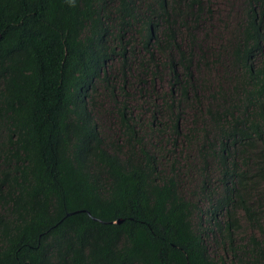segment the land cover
Listing matches in <instances>:
<instances>
[{"label": "trees", "instance_id": "16d2710c", "mask_svg": "<svg viewBox=\"0 0 264 264\" xmlns=\"http://www.w3.org/2000/svg\"><path fill=\"white\" fill-rule=\"evenodd\" d=\"M239 1L206 51L210 0H0V264H264V0Z\"/></svg>", "mask_w": 264, "mask_h": 264}, {"label": "rangeland", "instance_id": "374dc122", "mask_svg": "<svg viewBox=\"0 0 264 264\" xmlns=\"http://www.w3.org/2000/svg\"><path fill=\"white\" fill-rule=\"evenodd\" d=\"M210 3H211L210 9L212 11V14L210 16V19L212 21L211 32H209L203 24L200 25V29H195L194 31L191 32L193 37H196L195 39L198 40L197 42L199 44V47H201L202 49L205 48L206 51L213 50L214 47L217 46L219 42L222 40L221 37H224L227 31L230 30V28L234 25L235 18H237V16H235L236 8H238L240 5L239 0H210ZM226 29L228 30L224 33L223 31H225ZM214 33H219L220 36ZM182 42L184 43L185 40ZM108 71L111 72V69L109 67H108ZM217 76L218 74L216 73V70L214 68H211L209 71H207L206 69L202 70L200 74V77L204 78L205 83L210 85L216 82ZM127 81H130V87L135 82L133 78H128V77H127ZM114 84L115 86H117L118 82L114 81ZM164 85L166 84L164 83ZM96 93H97L96 95L98 96L97 104H99L98 105L99 107H97L98 110L95 112L94 117L98 124L99 131L102 133L103 137L106 138V141L110 142L111 137L115 139L116 136H118V134H116L117 125L115 124V120L113 118V114L111 110L112 106L107 100L105 91L102 90L101 87L97 90ZM184 123L185 122L183 120L182 124ZM181 185L184 187L183 188L184 193L188 195L187 184L181 182ZM263 224H264V219H263ZM249 232L250 231L247 229V225L244 222H242V228L236 234L237 236L235 238L236 239L243 238ZM206 245L211 251H214L215 248V250H217L218 253L221 252L224 253L220 249H217L216 245L210 241H207ZM233 259H234V264H243V263H239L235 257Z\"/></svg>", "mask_w": 264, "mask_h": 264}, {"label": "water", "instance_id": "95a60500", "mask_svg": "<svg viewBox=\"0 0 264 264\" xmlns=\"http://www.w3.org/2000/svg\"><path fill=\"white\" fill-rule=\"evenodd\" d=\"M121 220L120 219H118L116 222H120Z\"/></svg>", "mask_w": 264, "mask_h": 264}]
</instances>
